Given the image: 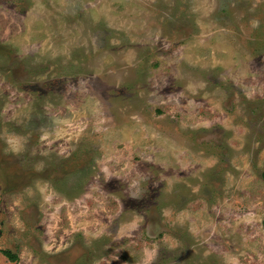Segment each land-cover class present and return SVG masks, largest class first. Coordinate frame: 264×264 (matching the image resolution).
I'll return each instance as SVG.
<instances>
[{"label": "rangeland", "instance_id": "obj_1", "mask_svg": "<svg viewBox=\"0 0 264 264\" xmlns=\"http://www.w3.org/2000/svg\"><path fill=\"white\" fill-rule=\"evenodd\" d=\"M0 264H264V0H0Z\"/></svg>", "mask_w": 264, "mask_h": 264}, {"label": "trees", "instance_id": "obj_2", "mask_svg": "<svg viewBox=\"0 0 264 264\" xmlns=\"http://www.w3.org/2000/svg\"><path fill=\"white\" fill-rule=\"evenodd\" d=\"M1 253L6 257L8 258L9 260L11 261H15L17 258H16V255L14 254H11L10 252L8 251H1Z\"/></svg>", "mask_w": 264, "mask_h": 264}]
</instances>
